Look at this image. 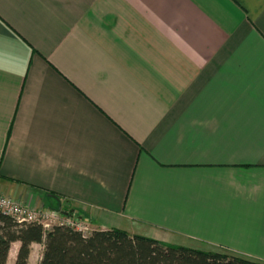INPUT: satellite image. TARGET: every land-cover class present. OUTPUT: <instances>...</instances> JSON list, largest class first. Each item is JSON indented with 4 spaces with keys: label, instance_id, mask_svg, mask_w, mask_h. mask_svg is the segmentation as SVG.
Wrapping results in <instances>:
<instances>
[{
    "label": "crops",
    "instance_id": "obj_1",
    "mask_svg": "<svg viewBox=\"0 0 264 264\" xmlns=\"http://www.w3.org/2000/svg\"><path fill=\"white\" fill-rule=\"evenodd\" d=\"M0 194L264 263V0H0Z\"/></svg>",
    "mask_w": 264,
    "mask_h": 264
},
{
    "label": "trees",
    "instance_id": "obj_2",
    "mask_svg": "<svg viewBox=\"0 0 264 264\" xmlns=\"http://www.w3.org/2000/svg\"><path fill=\"white\" fill-rule=\"evenodd\" d=\"M43 242L40 264H264L226 252L164 244L119 229L93 230L87 236L66 226L45 230L38 223L20 224L0 211V264H7L14 243H20L15 264H28L32 245Z\"/></svg>",
    "mask_w": 264,
    "mask_h": 264
},
{
    "label": "built area",
    "instance_id": "obj_3",
    "mask_svg": "<svg viewBox=\"0 0 264 264\" xmlns=\"http://www.w3.org/2000/svg\"><path fill=\"white\" fill-rule=\"evenodd\" d=\"M0 211L13 217L18 223H38L45 230L54 226H66L83 235H89L93 230L90 223L83 220L76 214H63L61 210L30 209L9 197L0 194Z\"/></svg>",
    "mask_w": 264,
    "mask_h": 264
},
{
    "label": "rangeland",
    "instance_id": "obj_4",
    "mask_svg": "<svg viewBox=\"0 0 264 264\" xmlns=\"http://www.w3.org/2000/svg\"><path fill=\"white\" fill-rule=\"evenodd\" d=\"M56 210H57V209H56ZM91 229H92V227H91ZM34 261H37V260H36V258H35V260H34Z\"/></svg>",
    "mask_w": 264,
    "mask_h": 264
},
{
    "label": "water",
    "instance_id": "obj_5",
    "mask_svg": "<svg viewBox=\"0 0 264 264\" xmlns=\"http://www.w3.org/2000/svg\"><path fill=\"white\" fill-rule=\"evenodd\" d=\"M66 214V213H65ZM77 216V215H76Z\"/></svg>",
    "mask_w": 264,
    "mask_h": 264
}]
</instances>
